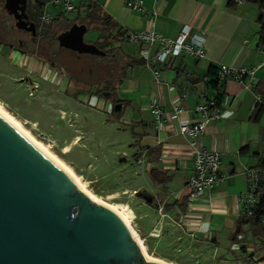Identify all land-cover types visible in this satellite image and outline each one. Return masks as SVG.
<instances>
[{
  "label": "crops",
  "instance_id": "0c3cea01",
  "mask_svg": "<svg viewBox=\"0 0 264 264\" xmlns=\"http://www.w3.org/2000/svg\"><path fill=\"white\" fill-rule=\"evenodd\" d=\"M2 1L4 5L5 0ZM41 2L42 11L50 12L52 20L62 16L67 18L68 13L51 0ZM143 2L145 11L140 12L128 7L124 0H74L77 6L74 11L76 18L81 20L88 5L98 4L101 13L112 20V35L119 31L125 34L124 37L117 34V39L113 37L114 46L120 49L121 43L136 44L135 49H128L118 59L124 66L117 88L118 97L123 100L121 109L131 112L127 121L141 130L137 136L144 142L140 154L146 161L148 176L163 188L176 186V190L168 191L163 197L161 218L155 227L161 224L163 231L162 219L170 217L176 230L180 231L178 239L198 262L204 255L211 264H264V226L254 222L240 224L239 201L240 195L247 190L245 171L257 163L254 154L264 155V112L260 121L253 119L257 103H264V49L259 45V5L250 1L233 4L229 0ZM79 19L78 23H85ZM186 24L191 26L192 33L205 38L204 56L196 58L183 53L173 62L153 65L161 71L158 82L153 68L147 66L146 58L153 56L159 43L130 42L125 36L132 31L154 30L163 37L172 38ZM0 46L2 48L1 43ZM14 52L19 53L10 50V54ZM29 59L32 63L34 57ZM137 59L144 63L135 62ZM221 64L232 69H254L252 76L257 82L252 84L251 76H247L244 83L231 76L224 79L221 117L212 119L193 144L190 138L179 133L180 125L195 122L198 119L196 106L216 95L207 74L211 67ZM38 69L51 70V66L45 64ZM153 99L167 110L168 115L173 114L175 106L183 111L179 118H167L158 127L150 107ZM147 113L151 119L142 117ZM146 146L157 148L159 152H151ZM244 147L249 149L242 155L240 150ZM195 148L221 154L224 179L216 188L190 199L188 178ZM166 203L168 206L165 207ZM164 208L165 212H162ZM203 248H208L209 254H204Z\"/></svg>",
  "mask_w": 264,
  "mask_h": 264
},
{
  "label": "rangeland",
  "instance_id": "374dc122",
  "mask_svg": "<svg viewBox=\"0 0 264 264\" xmlns=\"http://www.w3.org/2000/svg\"><path fill=\"white\" fill-rule=\"evenodd\" d=\"M1 2L0 34L6 36L12 28L8 34L20 37L24 32L14 29L13 18ZM67 13V19H76V11ZM110 29L111 26L93 20L88 23L84 39L96 44L100 33ZM135 47L136 44L121 43L116 58L121 59L123 52ZM8 49L0 46V106L66 164L87 191L126 217L148 254L171 264H211L204 255L199 262L194 259L178 239L180 231L170 217L162 219L161 236H150L161 218L163 197L176 186H165L166 189L153 183L140 154L144 142L137 133L141 130L127 121L131 112L124 108L114 114L113 100L99 91V81L105 79L118 85L116 76L121 75L122 62L112 69L109 61L56 45L54 58L60 67L55 65L39 72L35 57L30 63L29 56L10 54ZM142 117L151 119L148 113ZM208 251L202 249L204 254Z\"/></svg>",
  "mask_w": 264,
  "mask_h": 264
},
{
  "label": "water",
  "instance_id": "95a60500",
  "mask_svg": "<svg viewBox=\"0 0 264 264\" xmlns=\"http://www.w3.org/2000/svg\"><path fill=\"white\" fill-rule=\"evenodd\" d=\"M28 0H5L18 29L37 33ZM85 23L58 36L60 47L105 56L86 42ZM122 104L115 106L120 110ZM0 264H163L145 258L118 214L96 202L0 116Z\"/></svg>",
  "mask_w": 264,
  "mask_h": 264
},
{
  "label": "built area",
  "instance_id": "2783aa9c",
  "mask_svg": "<svg viewBox=\"0 0 264 264\" xmlns=\"http://www.w3.org/2000/svg\"><path fill=\"white\" fill-rule=\"evenodd\" d=\"M97 1V0H93ZM126 5L134 10L145 11L143 0H124ZM234 4H241L247 0H229ZM54 5L60 6L63 12H72L77 9L74 0H51ZM53 19V15L47 10H43L39 15L41 26H47ZM127 39L130 42H143L153 45L159 43L158 49L152 57L146 58L148 67L153 68L155 79L160 82L161 71L153 65L157 63L173 62L183 53L190 54L196 58L204 56L205 38L199 34L192 33L191 26L186 24L182 27L179 34L172 38L163 37L154 30L132 31L127 34ZM254 69L241 67L232 69L226 64H221L219 69V78L224 80L228 77H234L240 83H244L247 76H251V83H256L257 80L252 76ZM257 98L260 100V96ZM151 112L154 116V121L159 127L165 119H177L183 111L181 107H173V114L168 115L167 110L157 102L152 100ZM198 119L195 122H182L179 128V133L190 138L194 144V139L202 134L208 123L212 119L221 117L220 105H217L214 97L204 103L198 104L195 108ZM247 179V190L240 195L239 201L241 206V216L251 217L253 209L260 199V171L254 168H247L245 171ZM224 179L222 171L221 154L218 151L205 149H194L192 157V167L188 178V186L191 189L190 199L202 195L205 190L216 188ZM164 216V214H162ZM264 226V216L262 218ZM162 225L154 227L150 232V236L159 237L161 235Z\"/></svg>",
  "mask_w": 264,
  "mask_h": 264
},
{
  "label": "trees",
  "instance_id": "16d2710c",
  "mask_svg": "<svg viewBox=\"0 0 264 264\" xmlns=\"http://www.w3.org/2000/svg\"><path fill=\"white\" fill-rule=\"evenodd\" d=\"M253 3H257L259 5V10H260V14H259V22H260V31H259V45L260 47H262L264 49V0H247ZM33 2V9L35 11V13H37V15H39L40 12H42V2L41 0H32ZM234 4V3H233ZM77 19H67L65 17H60L59 19H55L52 20L47 26L45 30H42L40 33L38 32V38L40 39L38 44L40 45V49L42 51H39L38 54L40 56H44V55H49L52 56L55 52H57L56 50V45L59 48H63L59 46L58 43V39L57 36L65 31L66 29H68L72 24L77 22ZM83 20H85V23L88 26V23H92L93 20L95 21H100L103 22L105 25H109L112 27V20L110 18V16L106 15V14H102L101 10L99 8V5L96 3H91L90 5H88L87 7V13L85 15V19L84 17L82 18ZM36 24V27L39 28V18L36 19V21H33ZM110 31L108 32H101L99 37L97 38L96 45L104 50L106 52L105 56H97L99 57V60H106L109 61L112 69L118 66L119 60L118 58H116V50L118 47L114 46L115 44L113 43V37L114 39H117V34H120V36L124 37L125 34H121V31H119L116 35H112V32ZM127 38V36H125ZM125 38H123L124 41ZM121 47V46H119ZM66 49V48H65ZM44 50V51H43ZM95 56V55H93ZM135 62H143L142 59L140 60H135ZM144 63V62H143ZM123 65L121 66V71H123ZM219 67H211L210 70L208 71L207 76L210 78L209 83L211 84V86L216 90V95L214 96L217 105H220L221 102V98L223 97V91H222V81L219 78ZM117 78V83L119 84L121 81V76H116ZM74 78L72 77L71 80H73ZM99 83H101V90L102 91V95L107 98V99H112L114 102V106H113V110L112 112L116 115L120 114V112L122 111V109L120 110H116L115 106L118 103H123V100L121 98L118 97V95H116V90L118 88V85L115 86V84L113 85V83L110 80H102L99 81ZM94 94V93H93ZM97 98L98 95L94 94ZM209 100V97L206 98L205 101ZM264 112V103L263 102H258L256 105V109L253 115V119L255 121H260L262 114ZM146 149L151 150V152H159V149L157 148H151L149 146H146ZM249 147H244L240 150V153L243 155L245 153H247ZM254 157L257 158V163L254 166V168L258 169L260 171V190H261V195H260V199L259 202L257 203V205L254 207L253 209V216L251 217H246V216H241L240 219V224L241 223H247V222H254L257 224H261L262 225V218L264 216V155L263 154H259V153H255ZM168 206V204H165V207Z\"/></svg>",
  "mask_w": 264,
  "mask_h": 264
},
{
  "label": "flooded vegetation",
  "instance_id": "af4514ba",
  "mask_svg": "<svg viewBox=\"0 0 264 264\" xmlns=\"http://www.w3.org/2000/svg\"><path fill=\"white\" fill-rule=\"evenodd\" d=\"M25 13L28 15V21L29 22H33L34 20L36 21L37 18H39V15H37V13H35L34 9H33V2L32 0H28L27 2V8L25 9ZM7 14L13 18V27L16 30H20L22 32H24L22 35H20V37L15 38L12 37V35L8 34V32H12V28H9L7 31V35L3 36L0 34V43L2 44V48H6L8 47V50H16L18 51L22 56L27 57L29 56V58L35 57V59L37 60V62L39 63L38 66H42L45 64H48L49 66H52L54 68V66H58V63L55 61V54L56 52L52 55H44V56H40L38 54L39 51H42L40 49V45L38 44L39 42V38L37 37L38 32L40 33L42 30L46 29V26H41L40 22H39V28H37V33L35 35H33V33L31 31H28L26 29H18L15 26L16 23V19L14 18V16L12 14H10L7 11ZM44 51V50H43ZM9 55V54H7ZM38 71L40 72V70L38 69Z\"/></svg>",
  "mask_w": 264,
  "mask_h": 264
},
{
  "label": "bare ground",
  "instance_id": "6f19581e",
  "mask_svg": "<svg viewBox=\"0 0 264 264\" xmlns=\"http://www.w3.org/2000/svg\"><path fill=\"white\" fill-rule=\"evenodd\" d=\"M0 116L3 117L8 123H10L18 132L22 133L49 160H51L60 169H62L74 181V183H76L82 190H84L91 198H93L94 200H97L100 203L106 205L107 207L112 209L116 214H118L119 217L121 218V220L126 225V227L131 232V234L134 237V239L137 242V244H139V246L141 247L142 251L145 253V256H146L145 258L150 259V260L159 261V262H162L163 264H171V263H169L167 261H164L163 259L151 256L150 254H148L143 241L138 236L137 232L132 228V226L129 223L128 219H126V217H124L114 206L106 203L103 200H100L99 198H96L89 191H87V189L84 187V184L79 180V178L73 173V171L66 164H64L59 158H57L42 142L37 140L27 129H25L22 126V124L19 121H17L14 117H12L1 106H0Z\"/></svg>",
  "mask_w": 264,
  "mask_h": 264
}]
</instances>
